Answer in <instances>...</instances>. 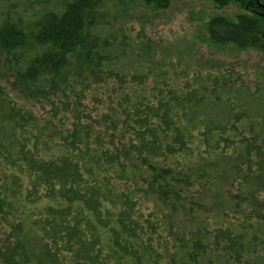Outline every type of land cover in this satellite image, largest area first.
I'll return each instance as SVG.
<instances>
[{"label":"trees","instance_id":"1","mask_svg":"<svg viewBox=\"0 0 264 264\" xmlns=\"http://www.w3.org/2000/svg\"><path fill=\"white\" fill-rule=\"evenodd\" d=\"M171 1L0 0V264H264V83L126 27ZM203 1L264 58L257 0Z\"/></svg>","mask_w":264,"mask_h":264},{"label":"rangeland","instance_id":"2","mask_svg":"<svg viewBox=\"0 0 264 264\" xmlns=\"http://www.w3.org/2000/svg\"><path fill=\"white\" fill-rule=\"evenodd\" d=\"M131 9V17L129 15L127 18L130 21L126 23V27L133 26L136 30H143L160 49L167 47L180 54L184 59L185 70L187 67L189 72L203 68H229L238 71L241 74L239 78L243 77L250 86H254L256 82L264 83V58L261 52L236 53L228 49L219 53L206 43L205 24L209 19L212 16L235 19L242 13L237 5L219 9L203 0H172L164 11L154 12L138 6V3L132 5ZM9 89H13V86L10 85ZM226 190L220 189L221 192Z\"/></svg>","mask_w":264,"mask_h":264},{"label":"flooded vegetation","instance_id":"3","mask_svg":"<svg viewBox=\"0 0 264 264\" xmlns=\"http://www.w3.org/2000/svg\"><path fill=\"white\" fill-rule=\"evenodd\" d=\"M257 2H259V6H260V8L264 9V0H263V2H260L259 0H257ZM263 18H264V17H263Z\"/></svg>","mask_w":264,"mask_h":264}]
</instances>
